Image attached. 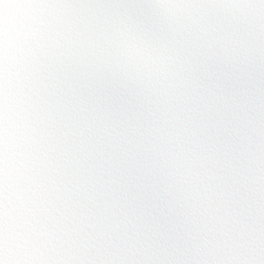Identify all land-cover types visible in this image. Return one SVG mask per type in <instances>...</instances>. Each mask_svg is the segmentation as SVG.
<instances>
[{
  "label": "clouds",
  "instance_id": "clouds-1",
  "mask_svg": "<svg viewBox=\"0 0 264 264\" xmlns=\"http://www.w3.org/2000/svg\"><path fill=\"white\" fill-rule=\"evenodd\" d=\"M0 264H264V0H0Z\"/></svg>",
  "mask_w": 264,
  "mask_h": 264
}]
</instances>
